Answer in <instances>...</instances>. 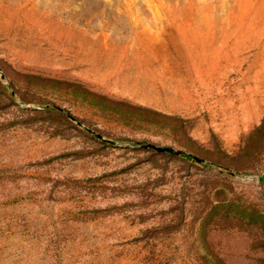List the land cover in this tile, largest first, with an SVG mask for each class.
I'll return each instance as SVG.
<instances>
[{"label": "rangeland", "instance_id": "obj_1", "mask_svg": "<svg viewBox=\"0 0 264 264\" xmlns=\"http://www.w3.org/2000/svg\"><path fill=\"white\" fill-rule=\"evenodd\" d=\"M263 122L264 0H0V264H264Z\"/></svg>", "mask_w": 264, "mask_h": 264}, {"label": "trees", "instance_id": "obj_2", "mask_svg": "<svg viewBox=\"0 0 264 264\" xmlns=\"http://www.w3.org/2000/svg\"><path fill=\"white\" fill-rule=\"evenodd\" d=\"M26 77L33 80V81H36L39 84H41L40 82H43V83H46L49 85H55V84L62 85L64 87H66L69 91L74 90L75 92L80 94V96H82V98L84 100L97 101L96 103L101 105V106L107 105L109 108H113V107L124 105L130 109H133L134 111H136L138 113H145L147 115H150L153 117H158L161 119L177 120V118L168 117L167 115H165L161 112L155 111L153 109H149V108H146V107H143L140 105H132V104H129L126 102H121L118 100L111 99L105 95L98 94V93L88 89L87 87H85L84 85H82L80 83L60 81V80H57L54 78H47V77H42L39 75H30V74L26 75ZM27 101H29V99H27ZM50 109L53 112L61 113V109H59L58 107H53ZM263 126H264V122L260 127L255 129V131L251 134V136L248 140V143H247V147L256 140V137L259 136V134L261 133ZM223 204H224L223 207H228L227 214H233L234 216H241L242 219L249 221V222L258 223L261 226H263V228H264V223H262V220L264 219V215L262 213L258 212L257 210H248L247 207L245 209H243V208H240L238 205H236L233 202L223 203Z\"/></svg>", "mask_w": 264, "mask_h": 264}, {"label": "water", "instance_id": "obj_3", "mask_svg": "<svg viewBox=\"0 0 264 264\" xmlns=\"http://www.w3.org/2000/svg\"><path fill=\"white\" fill-rule=\"evenodd\" d=\"M88 131L93 133L94 135H96L101 140L105 139L101 134H98V133L94 132L91 129H88ZM108 141L109 142H113V141H110V140H108ZM147 147L153 148V149H155L156 151H158L160 153H169V154H176V155H181L182 153H184L183 150L175 149V148H172V147H162V146H156V145H153V144H147ZM190 156H192L198 162H204V160L202 158H199V157L191 155V154H190Z\"/></svg>", "mask_w": 264, "mask_h": 264}]
</instances>
